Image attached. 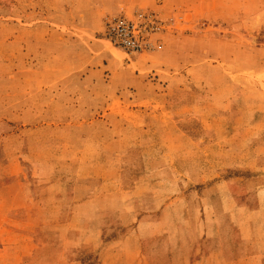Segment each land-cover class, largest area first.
Returning a JSON list of instances; mask_svg holds the SVG:
<instances>
[{
  "label": "rangeland",
  "instance_id": "obj_1",
  "mask_svg": "<svg viewBox=\"0 0 264 264\" xmlns=\"http://www.w3.org/2000/svg\"><path fill=\"white\" fill-rule=\"evenodd\" d=\"M126 4L100 24L71 0L57 10L48 0L42 19L0 0V184L10 186L0 202L14 185L29 199L24 213L0 212V254L25 240L19 264H102V247L149 215L140 235L155 236L142 244L153 264L174 253L191 264L215 254L211 264H264V5L249 6L254 20H209ZM139 9L172 25L158 49L127 57L103 23ZM10 159L17 179L6 182ZM88 198L119 203L123 220L73 209Z\"/></svg>",
  "mask_w": 264,
  "mask_h": 264
},
{
  "label": "crops",
  "instance_id": "obj_2",
  "mask_svg": "<svg viewBox=\"0 0 264 264\" xmlns=\"http://www.w3.org/2000/svg\"><path fill=\"white\" fill-rule=\"evenodd\" d=\"M48 0H21L22 6H23V18L24 19H31L32 17H39L38 19H42L41 14L43 11V6L46 5ZM59 1L60 0H50V3L56 4V7L54 6V10H57V6L59 7ZM131 0H71L72 7L75 5V8L73 10L79 12L84 11V13H87L91 15V17H94V20L101 24L103 17L105 16V13L112 12L115 14V12H118L123 6H126L127 2ZM136 4H143L146 6L158 9H164L165 12H169L171 10V7H181L182 9H185L190 13V15L198 14L199 18H205L209 20H221L223 17L225 19L230 20H238V19H252L254 20L256 16H254L255 9L250 8V5H264V0H134ZM32 3H35V7L38 8V10L33 7L32 10ZM80 4V5H79ZM82 6V9L80 10V7ZM242 8H246L247 10L241 11ZM37 10V13H36ZM261 10H259L260 12ZM105 12V13H104ZM240 12H242V16H240ZM83 13V15H84ZM229 13V14H228ZM228 14V15H227ZM227 15V17H226ZM196 17V16H195ZM247 33V32H246ZM231 36H240V35H250V32L248 31L247 34L240 33L235 28H232L230 30ZM29 46V44H28ZM231 47L237 48L238 47V41H232ZM230 81H224L222 84V89H228L230 88ZM217 116L215 120L222 121L223 120V114L217 113ZM200 113L197 115L198 120H201ZM248 129H251L248 128ZM9 165H11V172L8 178L6 179V182L11 180L12 182L15 181L17 178V172H16V166L19 163L17 159H10V161L6 162ZM5 163V164H6ZM190 181V180H189ZM192 182V181H191ZM238 179L230 180L227 185L229 184H239ZM193 185L196 184H203V179L198 178L195 183H192ZM21 183H18V186H20ZM232 185V186H233ZM220 186H224V184L220 185V181L216 182L211 188L213 192H216ZM8 188L10 186H5L3 184H0V194H2V191L4 188ZM20 190V191H19ZM22 192V193H21ZM207 192L204 189V193ZM7 203L0 202V212L6 211V213L9 215V213H24L28 209V204L26 203L29 201L27 194L25 192V189L21 188L19 189L17 186H13V192L7 193ZM19 196H22V202L21 198ZM111 197V195H110ZM105 198V197H104ZM102 198L100 202L96 201V199H86L83 201H80L79 203L74 204L73 209L77 211H84L87 213H90L92 216H94V220H96L97 216H99L102 212H113L116 211L120 213V219L123 220L122 210H124L125 214V207L118 206L119 203L115 202V198L113 201L116 203L115 205H108L107 202H105L106 199ZM113 202V203H114ZM204 205H207L206 209L208 208V202L202 201ZM105 204V205H104ZM113 206V207H112ZM7 215V220L9 219V216ZM149 218L151 216L146 215L138 218L136 220V226L134 228H129L120 238L118 239H112L110 240L109 244H106L104 247H102V250L100 252L101 254V260L102 264H153L152 257H149L147 253L144 252L143 249V241L146 240H153L155 236L153 233L151 235H140V227L142 225H145V227H150L151 221H149ZM98 220V219H97ZM15 221V220H14ZM25 217L22 216V218L19 219V222H25ZM126 221V220H125ZM92 224V223H91ZM9 226L16 227L18 226L15 222H8ZM89 225V224H88ZM123 226H127L124 222L122 223ZM95 226L92 225V228ZM60 241L62 244H70L68 241L66 242V236L60 234ZM116 241L118 243H116ZM97 239H94L93 243L97 244ZM120 244L127 245V248L134 246V252L131 254L129 252H122L119 250H114L113 248L119 247ZM91 245V242H90ZM25 250H29V242H23L16 247H7L3 248L1 251V255L4 253V257L6 264H19L20 260L26 255ZM91 250V249H90ZM217 255L215 254V257ZM172 263L171 264H191L190 258L182 253L177 254L174 253L172 256ZM213 256L210 255L204 256L199 258L198 261L193 260V264H211V261L214 260ZM256 258V257H255ZM250 259V258H247ZM4 260V259H3ZM244 261V260H238V262ZM216 264V262L214 263Z\"/></svg>",
  "mask_w": 264,
  "mask_h": 264
},
{
  "label": "built area",
  "instance_id": "obj_3",
  "mask_svg": "<svg viewBox=\"0 0 264 264\" xmlns=\"http://www.w3.org/2000/svg\"><path fill=\"white\" fill-rule=\"evenodd\" d=\"M171 25L158 13L139 9L131 14L106 18L102 36L127 57H133L158 49L157 36L164 34Z\"/></svg>",
  "mask_w": 264,
  "mask_h": 264
}]
</instances>
